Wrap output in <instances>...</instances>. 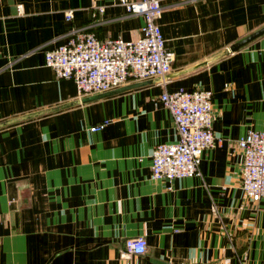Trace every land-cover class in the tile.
Segmentation results:
<instances>
[{
    "label": "crops",
    "instance_id": "obj_1",
    "mask_svg": "<svg viewBox=\"0 0 264 264\" xmlns=\"http://www.w3.org/2000/svg\"><path fill=\"white\" fill-rule=\"evenodd\" d=\"M161 5L169 73L82 101L44 52L76 29L135 40L142 16L107 0H0V264H264V197L244 196L237 145L264 129V33L228 50L264 27V0ZM178 89L212 91L222 140L201 176L152 180L154 147L178 138L159 97ZM135 236L146 252L123 257Z\"/></svg>",
    "mask_w": 264,
    "mask_h": 264
},
{
    "label": "built area",
    "instance_id": "obj_2",
    "mask_svg": "<svg viewBox=\"0 0 264 264\" xmlns=\"http://www.w3.org/2000/svg\"><path fill=\"white\" fill-rule=\"evenodd\" d=\"M107 1L121 5L129 14L142 16L141 35L137 39H99L91 32L76 29L65 43L44 52L45 65L53 70L57 79H72L80 96L109 91L129 81L162 79L171 70L174 52L165 46L158 23L162 14L161 0ZM70 16L68 12L67 17ZM159 100L168 110L178 138L154 147L152 180L201 176L198 167L201 155L222 140L212 130V91H164ZM104 125L105 122H100L89 130L99 131ZM237 145L242 154L240 187L247 199L258 201L264 197V129L247 130ZM146 248L143 236L126 238L121 255L139 256Z\"/></svg>",
    "mask_w": 264,
    "mask_h": 264
},
{
    "label": "water",
    "instance_id": "obj_3",
    "mask_svg": "<svg viewBox=\"0 0 264 264\" xmlns=\"http://www.w3.org/2000/svg\"><path fill=\"white\" fill-rule=\"evenodd\" d=\"M262 33H264V27L256 30L255 32L249 34L248 36H246L245 38H243L242 40L232 44L228 50L230 52H233V51H236L238 50L240 47H242L243 45L247 44L249 41H251L252 39L256 38L257 36L261 35ZM142 83L144 82H137V83H133V84H128L126 86H121V87H118V88H115V89H112V90H109V91H105V92H101V93H96V94H91L85 98H83L82 101H90V100H94V99H98V98H102V97H105V96H108V95H112V94H115V93H118V92H121V91H124V90H127V89H130V88H133V87H136V86H139L141 85Z\"/></svg>",
    "mask_w": 264,
    "mask_h": 264
}]
</instances>
